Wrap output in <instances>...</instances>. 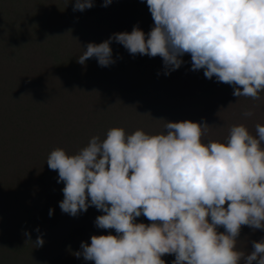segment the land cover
<instances>
[{"label": "clouds", "instance_id": "9594fccd", "mask_svg": "<svg viewBox=\"0 0 264 264\" xmlns=\"http://www.w3.org/2000/svg\"><path fill=\"white\" fill-rule=\"evenodd\" d=\"M144 2L153 20L148 33L133 25L131 32L88 42L77 62L114 64L121 58H113L115 41L133 56L161 57L167 76L190 54V70L229 84L233 96L260 99L264 0ZM94 6V0H74L73 11ZM209 128L190 120L165 122L157 134L111 127L74 154L51 150L47 166L64 185L60 210L75 217L94 206L103 213L95 226L115 231L90 236L73 254L94 264H166L165 254L174 255L171 264H264V237L251 242L250 253L236 247L242 225L264 230V125L257 123L253 135L233 124L222 141L204 143ZM141 215L150 223L137 222ZM43 243L37 236L35 245Z\"/></svg>", "mask_w": 264, "mask_h": 264}, {"label": "trees", "instance_id": "16d2710c", "mask_svg": "<svg viewBox=\"0 0 264 264\" xmlns=\"http://www.w3.org/2000/svg\"><path fill=\"white\" fill-rule=\"evenodd\" d=\"M73 3L0 0V264H94L73 254L80 242L115 235L95 226L103 213L94 206L75 217L60 210L64 185L47 166L51 150L74 154L111 127L157 134L165 122L190 120L210 126L201 138L207 143L222 141L233 124L253 135L257 123L264 125V91L259 100L233 96L229 84L190 70V54L167 76L161 57L133 56L115 41L113 58H121L114 64L78 63L86 43L133 25L148 33L153 20L144 0H112L107 7L94 0L83 12L73 11ZM248 109L252 116L243 115ZM137 222L150 223L143 215ZM261 237L264 230L242 225L236 247L250 253ZM162 259L171 264L174 255Z\"/></svg>", "mask_w": 264, "mask_h": 264}]
</instances>
